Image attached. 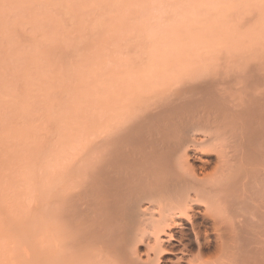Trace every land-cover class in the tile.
<instances>
[{
	"label": "bare ground",
	"instance_id": "6f19581e",
	"mask_svg": "<svg viewBox=\"0 0 264 264\" xmlns=\"http://www.w3.org/2000/svg\"><path fill=\"white\" fill-rule=\"evenodd\" d=\"M166 49L138 69V143L43 151L42 264H264V61Z\"/></svg>",
	"mask_w": 264,
	"mask_h": 264
},
{
	"label": "rangeland",
	"instance_id": "374dc122",
	"mask_svg": "<svg viewBox=\"0 0 264 264\" xmlns=\"http://www.w3.org/2000/svg\"><path fill=\"white\" fill-rule=\"evenodd\" d=\"M263 35L264 0H0V264L44 263V150L55 161L61 145L137 141L144 62L160 64L166 60L161 50L169 48L167 58L184 54L185 63L189 50L201 51L202 58L190 51L197 64L203 59L202 65L220 70L253 58L262 64ZM206 46L209 58L202 54ZM151 50L162 58L154 63Z\"/></svg>",
	"mask_w": 264,
	"mask_h": 264
}]
</instances>
